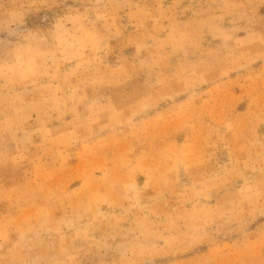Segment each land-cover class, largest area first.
<instances>
[{"label": "rangeland", "instance_id": "obj_1", "mask_svg": "<svg viewBox=\"0 0 264 264\" xmlns=\"http://www.w3.org/2000/svg\"><path fill=\"white\" fill-rule=\"evenodd\" d=\"M0 264H264V0H0Z\"/></svg>", "mask_w": 264, "mask_h": 264}]
</instances>
